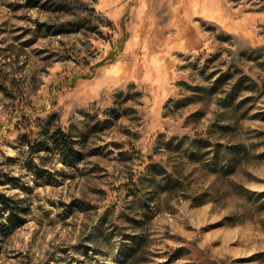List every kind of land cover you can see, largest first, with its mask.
<instances>
[{
    "label": "rangeland",
    "instance_id": "rangeland-1",
    "mask_svg": "<svg viewBox=\"0 0 264 264\" xmlns=\"http://www.w3.org/2000/svg\"><path fill=\"white\" fill-rule=\"evenodd\" d=\"M0 193V264H264V0H0Z\"/></svg>",
    "mask_w": 264,
    "mask_h": 264
},
{
    "label": "trees",
    "instance_id": "trees-1",
    "mask_svg": "<svg viewBox=\"0 0 264 264\" xmlns=\"http://www.w3.org/2000/svg\"><path fill=\"white\" fill-rule=\"evenodd\" d=\"M53 141L56 147L59 150L60 155L65 161H72V159L76 158L77 150L75 148V140L71 134H68L61 129H56L52 133ZM44 142L39 144L37 148L34 149V152H39L44 146ZM73 164L75 162H72ZM0 207L7 210L11 216H18L17 212L20 211L18 204L13 201L9 196L4 193H0Z\"/></svg>",
    "mask_w": 264,
    "mask_h": 264
}]
</instances>
